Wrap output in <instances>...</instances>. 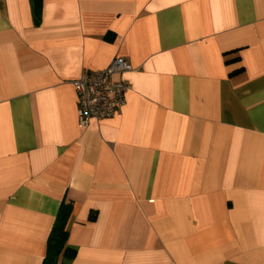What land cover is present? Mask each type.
Here are the masks:
<instances>
[{"label": "crops", "instance_id": "0c3cea01", "mask_svg": "<svg viewBox=\"0 0 264 264\" xmlns=\"http://www.w3.org/2000/svg\"><path fill=\"white\" fill-rule=\"evenodd\" d=\"M116 56L126 104L81 124ZM61 202L68 264H264V0H0V264Z\"/></svg>", "mask_w": 264, "mask_h": 264}, {"label": "built area", "instance_id": "2783aa9c", "mask_svg": "<svg viewBox=\"0 0 264 264\" xmlns=\"http://www.w3.org/2000/svg\"><path fill=\"white\" fill-rule=\"evenodd\" d=\"M133 66L122 56L114 57L109 64L92 72H84L74 80L78 99V117L81 124L90 120L114 117L127 101L129 83L116 74L131 71Z\"/></svg>", "mask_w": 264, "mask_h": 264}, {"label": "trees", "instance_id": "16d2710c", "mask_svg": "<svg viewBox=\"0 0 264 264\" xmlns=\"http://www.w3.org/2000/svg\"><path fill=\"white\" fill-rule=\"evenodd\" d=\"M72 211V204L61 202L53 227L47 239L43 264H68L76 255L75 248L67 244V222Z\"/></svg>", "mask_w": 264, "mask_h": 264}]
</instances>
